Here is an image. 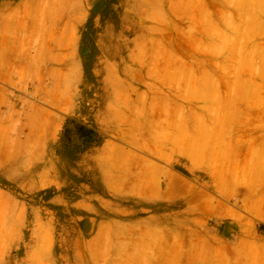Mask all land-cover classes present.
Instances as JSON below:
<instances>
[{"label": "crops", "instance_id": "obj_1", "mask_svg": "<svg viewBox=\"0 0 264 264\" xmlns=\"http://www.w3.org/2000/svg\"><path fill=\"white\" fill-rule=\"evenodd\" d=\"M30 7H0V105L19 100L33 123ZM114 42L62 51L74 72L52 79L45 43V136L71 118L99 137L64 164L63 181L89 186L72 200L93 207L68 215L70 264H264L263 83L214 51L151 50L146 33ZM8 146L0 137L2 164Z\"/></svg>", "mask_w": 264, "mask_h": 264}, {"label": "rangeland", "instance_id": "obj_2", "mask_svg": "<svg viewBox=\"0 0 264 264\" xmlns=\"http://www.w3.org/2000/svg\"><path fill=\"white\" fill-rule=\"evenodd\" d=\"M13 1L0 0V7ZM26 1L31 7L22 18L33 20L30 37L37 62L33 123L44 137L38 138L33 152V146L23 142L33 129L25 107L13 99L0 105V137L9 141L4 164L0 161V264H70L69 245L75 235L67 229L76 222L68 215L93 207L72 200L71 195L89 186L63 181L64 164L99 137L71 118L62 128L49 130L50 138L45 136L41 121L52 122L54 115L46 100V40L53 44L50 79L74 72L60 63L62 51L66 57L69 50L91 54L105 41L146 33L151 50L214 51L224 55L231 68L246 71V82L264 85V0ZM71 87L77 91V83Z\"/></svg>", "mask_w": 264, "mask_h": 264}, {"label": "trees", "instance_id": "obj_3", "mask_svg": "<svg viewBox=\"0 0 264 264\" xmlns=\"http://www.w3.org/2000/svg\"><path fill=\"white\" fill-rule=\"evenodd\" d=\"M92 130L89 131L91 133ZM259 230L264 234V225H260Z\"/></svg>", "mask_w": 264, "mask_h": 264}]
</instances>
